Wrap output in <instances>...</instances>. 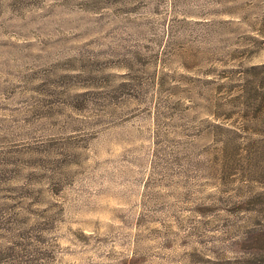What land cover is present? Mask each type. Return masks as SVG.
Instances as JSON below:
<instances>
[{
  "label": "rangeland",
  "instance_id": "obj_1",
  "mask_svg": "<svg viewBox=\"0 0 264 264\" xmlns=\"http://www.w3.org/2000/svg\"><path fill=\"white\" fill-rule=\"evenodd\" d=\"M0 264H264V0H0Z\"/></svg>",
  "mask_w": 264,
  "mask_h": 264
}]
</instances>
